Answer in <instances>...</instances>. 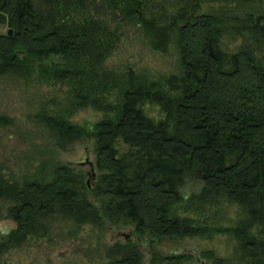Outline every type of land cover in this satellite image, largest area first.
<instances>
[{
	"label": "trees",
	"instance_id": "16d2710c",
	"mask_svg": "<svg viewBox=\"0 0 264 264\" xmlns=\"http://www.w3.org/2000/svg\"><path fill=\"white\" fill-rule=\"evenodd\" d=\"M204 2L0 0V25L12 30L11 36L0 34V75L29 78L39 69L47 81L70 88L73 112L92 108L102 114L84 127L61 116L41 119L60 148L93 139L100 172L94 186L82 184L60 163H49L48 173L44 163L21 182L0 169V201L8 204L7 215L16 224L11 245L30 236L44 238L56 216L78 226L104 218L148 240L205 236L208 227L176 214L187 175L202 185L189 203L206 204L222 195L243 208L239 226L219 232L240 241L252 258L248 264H264V241L256 243L249 234L264 224V12L229 20L202 13ZM121 25L140 30L155 52L177 47L183 74L169 82L174 94L147 85L132 71L118 74L104 67L123 36ZM242 32L259 58L247 48H222L223 35ZM45 61L51 63H40ZM146 103L160 106L164 116L148 117ZM119 145L126 150L119 151ZM110 253L120 258L109 264H142L131 242L115 243ZM190 258L154 254L152 263L184 264Z\"/></svg>",
	"mask_w": 264,
	"mask_h": 264
},
{
	"label": "rangeland",
	"instance_id": "374dc122",
	"mask_svg": "<svg viewBox=\"0 0 264 264\" xmlns=\"http://www.w3.org/2000/svg\"><path fill=\"white\" fill-rule=\"evenodd\" d=\"M249 11L264 12V0L251 4L205 0L202 7V13L229 20L235 16L243 18ZM6 32L7 27L0 25V34L5 35ZM122 33L104 67L118 74L132 71L140 75L147 85H159L170 95L174 94V85L169 82L183 74L177 47L173 44L168 53H158L150 48L140 30L122 26ZM248 35L247 32L225 34L220 44L228 52L247 48L257 59L260 54ZM51 61H56V58ZM40 63L49 65L51 62ZM38 66L39 63H35L34 67ZM38 70L29 78L0 75L1 173L21 182L24 177L31 179L44 163L47 165L45 170L42 169L44 173H48L49 163H60L70 166L82 184L89 182L94 186L100 172L94 165L93 139L84 138L60 148L58 137L41 119L43 116H61L84 127L96 123L102 114L92 108L73 112L69 101L70 88L47 81ZM143 109L148 117L155 120L164 116L161 107L154 103H146ZM118 147L121 152L126 150L122 145ZM87 162L94 166V179L89 178ZM201 188L199 182L186 175L180 192L184 198L182 205L188 208L178 206L176 214L191 219L193 224L208 227L207 235L163 240H148L135 234L132 227L116 226L104 218L96 224L78 226L72 220L56 216L48 221L49 230L44 238L30 236L22 243L11 245L9 235L16 224L7 215L8 204L0 201V264H109L120 258L118 254L110 253L113 245L124 242L135 245L141 254L142 264H153L154 254L164 257L181 253L191 255L184 264H214L216 260L221 264H248L252 258L240 241L232 233L219 232L238 227L246 216L243 208L222 195L206 204L201 201L189 203V198L199 194ZM89 198L93 201L91 195ZM249 234L256 243L263 242L264 224L258 223L249 230ZM260 256L264 258L263 253Z\"/></svg>",
	"mask_w": 264,
	"mask_h": 264
},
{
	"label": "water",
	"instance_id": "95a60500",
	"mask_svg": "<svg viewBox=\"0 0 264 264\" xmlns=\"http://www.w3.org/2000/svg\"><path fill=\"white\" fill-rule=\"evenodd\" d=\"M11 34H12V30L11 29H8V31H7V35L8 36H11ZM88 163V165H89V167H90V172H89V178H91V179H94V177H95V173H94V166H93V164L91 163V162H87ZM87 185H88V187H90L91 185H90V183L89 182H87ZM196 260H197V262H198V258L196 257Z\"/></svg>",
	"mask_w": 264,
	"mask_h": 264
}]
</instances>
